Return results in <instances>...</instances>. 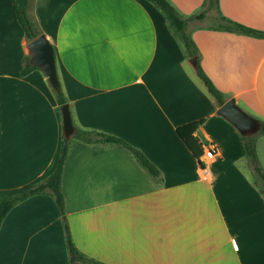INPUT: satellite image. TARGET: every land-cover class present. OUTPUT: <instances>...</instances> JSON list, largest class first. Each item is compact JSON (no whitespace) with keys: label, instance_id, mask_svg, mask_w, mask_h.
<instances>
[{"label":"crops","instance_id":"1","mask_svg":"<svg viewBox=\"0 0 264 264\" xmlns=\"http://www.w3.org/2000/svg\"><path fill=\"white\" fill-rule=\"evenodd\" d=\"M170 1L185 16L204 2ZM219 5L264 30V0ZM29 13L54 46L74 123L124 138L160 171L152 175L119 146L75 140L62 190L77 247L109 264H264V194L241 133L218 113L162 11L149 0H29ZM189 29L226 100L264 119V37L198 20ZM28 42L13 0H0V201L52 173L62 144V112L48 78L41 69L20 73ZM202 118L196 134L204 167L177 132ZM257 152L264 166V135ZM0 264H68L50 194L30 196L4 218Z\"/></svg>","mask_w":264,"mask_h":264},{"label":"trees","instance_id":"2","mask_svg":"<svg viewBox=\"0 0 264 264\" xmlns=\"http://www.w3.org/2000/svg\"><path fill=\"white\" fill-rule=\"evenodd\" d=\"M166 17L168 27L172 30L175 37L185 50L186 57H196V73L205 84L208 92L217 100L219 105L226 101L225 94L214 84L212 79L207 75L200 63V50L189 29L190 22L193 20H204L210 11L215 15L213 23L209 25L212 29L228 30L237 33L247 34L256 37H264V30H260L241 22H238L224 15L220 10L219 0H204L202 6L195 13L185 16L172 4L170 0H149ZM18 20L25 31L28 41L34 39L42 33L39 25L32 19L29 13V0H13ZM34 69H40L31 62L30 54H26L20 63L21 75H26ZM56 95L58 104L68 102L62 87L56 89L52 86ZM256 119V118H255ZM260 127L257 131L249 134H240L246 157L252 168L254 181L260 191L264 194V166L257 152V141L261 135H264V119H256ZM205 118L188 122L177 128V132L186 146L196 157L201 166L204 167L202 157L204 155L203 143L197 136V131L204 123ZM75 125L73 135L67 136L64 132L62 135V144L58 163L47 177L36 182L21 191L4 198L0 201V227L9 211L18 203L24 201L32 195L47 193L50 194L60 211L65 228L66 247L68 251V264H109L98 260L81 251L75 244L67 219V208L65 195L62 190L63 169L66 158L69 154L72 143L75 140L83 141L87 144L116 145L129 152L148 172L154 176H159L160 171L156 165L147 157V155L138 147L132 145L124 138L98 130H88Z\"/></svg>","mask_w":264,"mask_h":264},{"label":"water","instance_id":"3","mask_svg":"<svg viewBox=\"0 0 264 264\" xmlns=\"http://www.w3.org/2000/svg\"><path fill=\"white\" fill-rule=\"evenodd\" d=\"M28 53L31 56V62L38 66L46 75L51 85L60 88V80L57 69L56 55L52 42L46 34L30 40L27 44ZM190 60L196 64V57ZM63 120V131L67 136L73 135L75 125L70 109V104L65 102L60 105ZM218 113L232 122L242 134H249L257 131L260 127L259 122L248 112H246L235 98L226 100L218 109Z\"/></svg>","mask_w":264,"mask_h":264},{"label":"rangeland","instance_id":"4","mask_svg":"<svg viewBox=\"0 0 264 264\" xmlns=\"http://www.w3.org/2000/svg\"><path fill=\"white\" fill-rule=\"evenodd\" d=\"M214 12V11H213ZM213 20H214V17H213V15L210 17V19H204V20H202L203 21V23L204 24H208V25H210V24H212L213 23ZM197 21V20H196ZM189 59V58H188ZM49 81V80H48ZM49 84H50V86L52 87V85H51V83L49 82Z\"/></svg>","mask_w":264,"mask_h":264},{"label":"built area","instance_id":"5","mask_svg":"<svg viewBox=\"0 0 264 264\" xmlns=\"http://www.w3.org/2000/svg\"><path fill=\"white\" fill-rule=\"evenodd\" d=\"M207 154L209 155V156H213V155H215V151H214V147L213 146H207Z\"/></svg>","mask_w":264,"mask_h":264}]
</instances>
